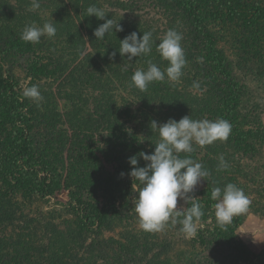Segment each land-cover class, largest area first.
Wrapping results in <instances>:
<instances>
[{"label":"rangeland","instance_id":"374dc122","mask_svg":"<svg viewBox=\"0 0 264 264\" xmlns=\"http://www.w3.org/2000/svg\"><path fill=\"white\" fill-rule=\"evenodd\" d=\"M139 1L108 0L105 11L130 28L141 25L138 31H152L157 43L168 29H176L183 34L186 55L194 29L190 22L180 13L170 15L159 0ZM135 2L138 4H131ZM39 3V9L32 10V0H0V158L9 161L13 157L16 139L12 119L17 102L6 86L11 82L23 92L25 87L38 85L44 99L37 103L28 98L26 109L32 124V157L40 167L50 168L59 186L53 195L41 196L11 190L13 186L0 179V264H232L240 254L212 233L217 221L214 216L205 214L192 238H185L179 223L161 232L143 231L133 203L140 188L137 182L129 201L101 227L82 226L83 212L72 198L76 194L97 209L112 200L107 185L112 191L117 186L128 188L133 179L127 170L129 157L136 155L138 165H143L138 154H151L159 139L151 129L153 120L159 126L185 115L217 119L212 112L197 115L191 108L181 110V101L211 97L208 89L214 81L207 77L213 79L212 66L204 64L199 74L193 67L203 60L192 63L186 56L179 81L153 82L141 91L132 86L131 77L137 69H146L148 60L141 56L128 61L127 54H119L116 63L105 64L94 48L100 46V40L95 44L91 40L97 28L92 26L95 15L75 12L69 7L70 0ZM66 8L73 23L64 17ZM46 22L55 25L54 37H42L39 43L20 39L26 25L43 26ZM221 40L232 76L245 94L240 112L250 146L244 150L232 133L227 141L194 145L191 157L211 175L190 195L201 202L203 197L197 191L208 184L223 189L234 183L242 188L252 203L241 215L243 223L234 237L244 243L249 255L233 264H264V61L250 46L249 60L238 64L235 50ZM154 57L150 60L162 69L167 67L163 59L159 64V53ZM194 81L200 84L199 89L193 87ZM173 95L181 100L172 101ZM221 154L229 164L226 170H218ZM184 155L181 153L182 158ZM22 181L33 184L27 174ZM181 205L185 212L191 206L178 200L177 207Z\"/></svg>","mask_w":264,"mask_h":264},{"label":"trees","instance_id":"16d2710c","mask_svg":"<svg viewBox=\"0 0 264 264\" xmlns=\"http://www.w3.org/2000/svg\"><path fill=\"white\" fill-rule=\"evenodd\" d=\"M107 1L70 0L69 7L77 13L81 10L86 11L90 5L100 7L105 11ZM139 2L145 3L144 0ZM136 3L138 4V2L131 4L136 5ZM159 5L165 8L170 15L174 13L176 15L178 13L182 14L193 26L191 42L186 45V56L192 63L195 61L194 59L202 58L203 60L194 64L193 70L198 68V73L201 74L202 66L208 63L213 70V79L207 77L209 80L214 81L208 89L211 97H191L189 100L181 101L182 106H184L181 110L185 111L188 110L187 108H191L197 115L212 112L215 117L228 120L232 124L231 133L236 137V142L242 144L244 150H249L248 135L243 129L244 118L240 112L245 94H243L242 84L233 78L231 65H229L225 55L226 50L220 47L219 42L222 39L221 41L224 42L225 46L227 45L235 50L234 54L240 59L237 62L238 64H241V60H249L248 47L250 46L256 48L259 54L257 56L264 61V0H257L256 2H252V0H159ZM129 10H131V7H129ZM105 13V20L112 18L114 21H118L123 28V31L120 32L113 29L112 33L106 34L105 38L100 40V46L94 47L96 56L105 64L111 65L119 60L120 41L134 31L139 33L138 37H142L144 32L142 30L138 31L139 28L143 27L141 25H132V28H130L129 24L123 22V20L114 19L109 16L108 12L105 11ZM64 17L71 21L69 20L71 15L68 8H66ZM105 20L96 18L92 26L98 28ZM91 38L93 44L98 40L95 36ZM192 43L195 44V47ZM156 44L158 43L153 44L152 51L154 52L148 57L143 56L142 59L155 58L154 55L156 56L157 53ZM113 52L116 53L115 58L110 59ZM159 60V64H161L162 58L160 55L158 62ZM166 86L168 87L167 84ZM6 88L10 91L11 97L17 102V111L12 119V132L15 134L16 139L13 157L9 161L0 158V179L3 180L4 184L8 183L13 186L11 190L23 189L39 193L41 196L53 195L57 186H59L57 179L49 167H40L39 162H36L32 157V143L29 132L32 124L26 110L28 98H25L23 92L19 91L11 82L8 83ZM173 98L172 101L174 102L181 100L180 97L175 95H173ZM262 139L264 140V135ZM89 158L91 159V157ZM146 163L138 166L144 167ZM132 167L131 165L127 167L128 173H130ZM23 174H27L33 183L32 185L24 184L22 181ZM136 182L140 187L142 186L138 180L133 178L130 179L128 188L124 189L117 186V190H113L114 192L111 190V186L107 185V194H111L112 200L107 205L97 207V209L89 207L86 201L74 194L72 196L74 203L76 202L83 212L82 226L101 227L105 225L109 218L119 213V207L129 201L128 198L136 191ZM214 187L212 184H208L205 188L198 190L197 193L203 197L200 203L203 205L204 213L215 217L214 205L217 201L210 198L211 190ZM242 223L243 218L239 215L234 217L232 223L225 228H221L216 221L213 230H211L212 233L217 234L218 240L223 239L235 254H240V257L233 259L234 262L239 258H245V255H249L247 247L243 245L244 243L234 237V232Z\"/></svg>","mask_w":264,"mask_h":264},{"label":"clouds","instance_id":"9594fccd","mask_svg":"<svg viewBox=\"0 0 264 264\" xmlns=\"http://www.w3.org/2000/svg\"><path fill=\"white\" fill-rule=\"evenodd\" d=\"M39 0H32V10L39 9ZM87 16L95 15L100 20H105V11L95 5L87 8ZM123 31L118 21L106 19L103 24L94 30V36L103 40L106 34ZM57 29L53 23L46 22L43 26L35 23L26 25L22 30L20 39L25 42L39 43L42 37H54ZM183 34L174 28L166 31L163 38L156 44V52L168 62L166 68H161L152 60L147 61L146 69H137L132 77V86L141 91H146L153 82H162L166 79L171 82L179 81L184 75L187 65L185 50L182 47ZM153 32H144L138 37L137 32H132L120 41L119 54L123 57L127 54V60L132 61L137 57H148L152 53ZM116 53L110 55L115 58ZM201 59L202 58H198ZM193 87L199 89L200 84L193 82ZM23 96L35 102L44 98L38 85L25 87ZM151 129L158 133V141L151 154L141 151L138 155L146 163L144 167L138 166L136 155L129 157L132 167L129 175L139 181L142 187L134 197L135 212L140 228L145 232L155 233L165 230L169 225H181L179 231L185 238L195 237L198 233V225L205 215L203 205L199 197L190 195L202 181H206L211 172L200 162L191 157L195 151L194 145L204 147L215 141H227L232 124L223 118L215 120L192 119L191 115H185L179 121L169 118L160 123L153 120ZM181 153L186 155L181 157ZM229 167L223 154L219 156L218 170H226ZM122 177L124 173L120 174ZM210 198L217 201L214 205L215 217L221 228L231 224L233 218L249 211L252 201L244 190L234 183H228L223 187H214ZM178 200L191 206L183 211L181 205L178 208ZM183 217L182 219H178Z\"/></svg>","mask_w":264,"mask_h":264}]
</instances>
